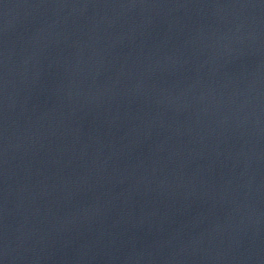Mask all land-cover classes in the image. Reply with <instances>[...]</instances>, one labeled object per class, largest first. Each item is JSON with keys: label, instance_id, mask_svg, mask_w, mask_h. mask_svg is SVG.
Segmentation results:
<instances>
[{"label": "water", "instance_id": "water-1", "mask_svg": "<svg viewBox=\"0 0 264 264\" xmlns=\"http://www.w3.org/2000/svg\"><path fill=\"white\" fill-rule=\"evenodd\" d=\"M0 264H264V0H0Z\"/></svg>", "mask_w": 264, "mask_h": 264}]
</instances>
